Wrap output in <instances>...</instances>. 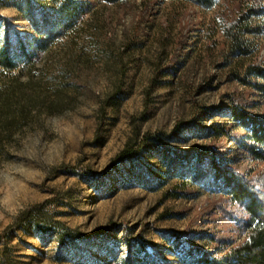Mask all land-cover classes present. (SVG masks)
I'll return each mask as SVG.
<instances>
[{
  "label": "rangeland",
  "instance_id": "obj_1",
  "mask_svg": "<svg viewBox=\"0 0 264 264\" xmlns=\"http://www.w3.org/2000/svg\"><path fill=\"white\" fill-rule=\"evenodd\" d=\"M67 1L0 0V49L42 38ZM76 1V26L30 63L0 65V264L223 257L243 241L247 215L214 168L264 190V162L231 117L233 106L264 112L240 80L264 63V17L234 56L226 19L253 0ZM127 145L133 156L120 159Z\"/></svg>",
  "mask_w": 264,
  "mask_h": 264
},
{
  "label": "trees",
  "instance_id": "obj_2",
  "mask_svg": "<svg viewBox=\"0 0 264 264\" xmlns=\"http://www.w3.org/2000/svg\"><path fill=\"white\" fill-rule=\"evenodd\" d=\"M104 1L116 3L120 0ZM185 1H192L207 8L214 5V0ZM84 5L85 3L83 2L71 0L58 6V8L53 10V13L56 14L47 19L45 26L48 27V30L42 33V38L32 39L28 46L21 45L17 52L7 47L0 49V65L7 70H11L19 63H30L34 55L33 49L36 51L47 50L55 38L76 26V22L84 12ZM237 13L235 17L226 19L225 24V34L230 40L229 51L234 56L247 53L248 44L245 35L255 31L254 29H260L259 25L256 28H252V19L259 20L264 17V7L256 0H253L247 10L238 9ZM252 78L257 80L253 82ZM240 80L245 84L251 85L264 97V63H250L244 66V76ZM18 110L22 115V107H18ZM231 117L246 132V142L243 143L242 141L241 144L243 149L253 161L264 162V112L261 115H250L239 107L233 106ZM211 133L215 136L223 137L225 130L220 125H216ZM132 156L133 150L130 145H127L119 154L120 159L126 160ZM214 171L217 177H222L226 185L229 186L230 183H234V186L228 188V193L234 200L243 202V209L247 217L242 222V227L245 229L246 234L243 241L238 245L231 246L228 253L223 257L213 259L207 263L264 264V190L253 189L247 181L239 176H233L229 170H219L217 166ZM201 259H204V256Z\"/></svg>",
  "mask_w": 264,
  "mask_h": 264
}]
</instances>
